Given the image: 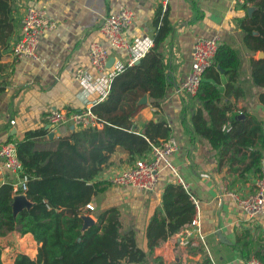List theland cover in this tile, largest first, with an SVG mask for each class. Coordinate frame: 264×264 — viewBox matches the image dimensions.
<instances>
[{
	"label": "crops",
	"instance_id": "crops-1",
	"mask_svg": "<svg viewBox=\"0 0 264 264\" xmlns=\"http://www.w3.org/2000/svg\"><path fill=\"white\" fill-rule=\"evenodd\" d=\"M25 3L22 13L28 5L35 4L43 8L56 25L39 38L37 59H15L11 52L1 59L7 67L0 73V83L5 81L0 94V146L5 141L21 140L28 130L46 129L45 114L50 109L80 110L102 101L112 77L129 61H138L146 47L144 54L151 48L159 7L157 0H30ZM122 6L130 8L135 15L133 23L125 27L133 48L111 50L105 72L99 73L90 65L88 45L92 41L107 44L99 31L101 18ZM250 6V2L240 5L233 0L169 2L167 14L172 30L160 45L167 65V92L156 109L147 96V101L132 118V124L137 133L142 132L150 120L165 121L169 125L170 134L178 141V150L171 160L187 191L198 201L200 225L198 229H190L189 234L183 230L185 226L149 249L147 226L154 216L164 214L163 188L167 183L178 182L170 170L164 169L153 191L111 184L108 178L113 173L134 162L128 160L124 149L117 147L98 177L108 185L90 201L93 210L89 215L96 221V212L110 207L119 210L122 233L132 231L136 245L145 251L142 261H123L122 264H244L243 255L249 249H253L252 254L254 250L264 251V217H249L230 195L251 192L257 174L237 180L225 164L218 167L215 151L192 130L191 116L198 107L197 100L175 92L190 68L195 41L199 37L217 36L219 44L233 48L239 58L237 85L241 92L225 97L224 101L231 103L236 113L247 112L264 122V107L257 98L262 89L254 86L250 77V58H256L257 53L253 54L244 46L238 22V18L248 15ZM80 67L86 76L79 81L75 72ZM225 82L226 77L222 75V87ZM75 129L58 127L52 131V138L66 136ZM232 180H235L234 187L230 185ZM17 181L18 177L0 162V185H14ZM243 239L246 241L242 242ZM0 246L1 259L8 263L17 253L35 259L39 244L31 234L20 235L13 231L0 237Z\"/></svg>",
	"mask_w": 264,
	"mask_h": 264
},
{
	"label": "trees",
	"instance_id": "trees-1",
	"mask_svg": "<svg viewBox=\"0 0 264 264\" xmlns=\"http://www.w3.org/2000/svg\"><path fill=\"white\" fill-rule=\"evenodd\" d=\"M30 0H0V73L6 64L4 54L11 52L20 35L22 9ZM250 15L238 18L243 44L253 54L264 52V0H249ZM247 7V6H243ZM172 30L167 11L158 7L154 19L153 45L138 62L120 69L110 83L106 97L91 106L103 127L77 128L66 136L49 139V129L28 130L15 140L16 152L27 176L23 192L32 202L16 214L12 210L13 185H0V237L9 232L31 234L39 244L35 259L17 253L12 262L0 264H122L140 262L145 251L136 245L132 231L122 233L119 210L110 207L96 212V221L84 230L82 215L92 198L105 190L108 182L99 180L103 167L117 147L124 149L129 161L148 158L151 145L166 139L171 128L165 121L150 120L142 132L134 131L132 118L147 94L153 108H158L168 87L167 65L160 51L161 43ZM219 65L223 71L217 70ZM239 58L227 45H218L214 64L202 76L194 98L198 107L192 113L193 132L204 138L215 151L218 167L225 164L237 180L260 173L264 158V122L255 115L234 111L224 98L241 92L238 82ZM226 82L221 86V76ZM250 77L262 90L257 95L264 107V57L250 58ZM5 81L0 83V94ZM97 179V180H96ZM161 204L163 216H154L147 226V244L153 249L187 226L195 214L191 193L181 184H165ZM239 244L241 240H238ZM249 249L243 259L254 256L264 262V251Z\"/></svg>",
	"mask_w": 264,
	"mask_h": 264
},
{
	"label": "built area",
	"instance_id": "built-area-1",
	"mask_svg": "<svg viewBox=\"0 0 264 264\" xmlns=\"http://www.w3.org/2000/svg\"><path fill=\"white\" fill-rule=\"evenodd\" d=\"M161 9V14L168 11L170 0H157ZM240 5H248L249 0H233ZM134 12L127 7H120L118 11L102 16L99 31L103 35L107 44L92 41L88 45V57L90 65L99 73H104L111 50L130 51L133 48L132 42L125 34V27L133 23ZM55 21L49 17L46 11L35 4L28 5L25 9L21 21L20 35L12 45L11 55L15 59H37V47L39 38L46 31L55 28ZM153 45V43H152ZM219 41L217 36L199 37L191 51L190 68L183 78L180 85L175 89L178 95L195 96L203 73L214 64V58L217 52ZM152 47V46H151ZM147 50V47L146 49ZM141 52L140 56L144 55ZM134 60L129 61L132 65ZM85 71L80 67L75 72L77 80H84ZM111 83V81H110ZM110 83H107L106 92L110 89ZM156 109V108H155ZM45 120L49 131L61 126H74V128H102L104 122L101 121L92 111L91 106H85L80 110L50 109L45 114ZM11 124L14 120H10ZM178 150V141L171 134L160 140L158 144L151 145V151L148 158H138L133 164L119 172L113 173L108 181L116 186H129L143 192L153 191L158 183L160 173L168 169L174 175L176 181L185 189L186 185L179 176L171 160L172 155ZM0 162L2 166L14 173L18 177L17 183L13 185L14 191H21L18 194H24L26 190L27 176L23 173L22 164L16 152V145L13 140L5 141L0 146ZM187 190V189H186ZM236 205L249 217H264V164L261 165L260 173L255 179L253 190L246 194L230 193ZM195 205V214L185 229L189 234L190 229L199 228L200 208L198 201L191 196ZM86 208L93 209V205L88 203ZM187 244V242H186ZM244 264H264L258 258L251 256L244 259Z\"/></svg>",
	"mask_w": 264,
	"mask_h": 264
},
{
	"label": "water",
	"instance_id": "water-1",
	"mask_svg": "<svg viewBox=\"0 0 264 264\" xmlns=\"http://www.w3.org/2000/svg\"><path fill=\"white\" fill-rule=\"evenodd\" d=\"M254 10V8L252 6L248 7V15H250L252 13V11ZM264 57V52L263 51H259L257 53V58H261ZM138 62V61H136ZM108 65V64H107ZM217 70H219L220 72L223 71V69L217 65L216 66ZM147 101V94H144L139 100H138V104L142 105L143 103H145ZM239 118H243L244 115L242 113H240L238 115ZM48 128V127H46ZM71 129L74 128L73 125L70 126ZM54 136V133L52 131H50L48 137L52 138ZM32 206V202H30L27 197L24 194H17L13 197V201H12V210L13 213L16 214L20 209L22 208H30ZM82 220H83V226L81 227V230L86 229L87 227H89L90 225L95 223V220L90 216V215H82L81 216Z\"/></svg>",
	"mask_w": 264,
	"mask_h": 264
},
{
	"label": "rangeland",
	"instance_id": "rangeland-1",
	"mask_svg": "<svg viewBox=\"0 0 264 264\" xmlns=\"http://www.w3.org/2000/svg\"><path fill=\"white\" fill-rule=\"evenodd\" d=\"M24 12H25V11H24ZM23 15H24V13H23ZM234 184H235V180H232V182H231V184H230V185L234 187V186H235ZM245 241H246V240H244V239H243V241H242V242H245Z\"/></svg>",
	"mask_w": 264,
	"mask_h": 264
}]
</instances>
